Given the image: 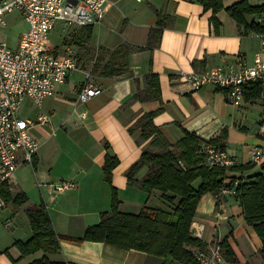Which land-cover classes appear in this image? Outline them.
I'll return each instance as SVG.
<instances>
[{
  "label": "crops",
  "instance_id": "0c3cea01",
  "mask_svg": "<svg viewBox=\"0 0 264 264\" xmlns=\"http://www.w3.org/2000/svg\"><path fill=\"white\" fill-rule=\"evenodd\" d=\"M239 1H246L250 6L264 4V0H221V9L214 14L216 27L211 21L212 10H205L197 0H144L142 3L109 0L103 22L91 25L89 40L78 46V52H73L77 71L56 85L54 94L45 99L55 97L59 104L55 108L39 109L34 117L36 120L38 114L50 115V123L51 115L57 112L54 130L47 137H33L30 130L34 126L29 128V135L40 148L32 163L22 164L8 183L10 191L24 192L27 201L18 208L7 202V207L0 211V264H29L43 255L63 264L163 263L160 257L138 250L69 239L82 238L87 228L99 223L100 214L110 210L111 187L116 190L120 212L137 213L142 207L168 209L161 205L160 192L148 194L129 185L125 175L149 143V140L141 142L139 131L129 132V128L143 112L159 107L156 103L131 101L136 80L148 72L157 75L161 97V110L154 116L153 124L168 143L177 142L184 132L194 133L203 144H212L210 141L216 139L212 145L224 148L241 165L250 162L253 148L264 149L257 131L264 119V88L257 97H244L237 107L226 102L223 89L205 85L193 91L184 79L191 72L227 68L239 55L251 63L260 51V35L244 30L225 10ZM254 19L245 16L248 23ZM152 27L161 28L158 45L127 57L131 75L128 72L114 77L99 74L97 62L102 61L101 57L102 62L108 60L107 51L126 43L147 46ZM83 31L84 27H73L67 33L74 32L79 37ZM89 77L101 93L83 106L78 102L77 105L78 93ZM260 82L264 86V81ZM251 87L252 84L245 89ZM55 134L60 137H53ZM106 153L118 160L111 171L110 185L102 169ZM61 164L64 166L59 167ZM262 165L264 151L259 163L242 174L252 175ZM26 170L28 180L24 177ZM145 171L146 167L141 168L137 177ZM67 180L75 183L73 189L61 192L53 189V185ZM198 183L197 180L193 184ZM39 203L45 205L55 234L62 237L60 252L37 251L20 257L14 242L26 241L31 236L25 209ZM7 220L11 222L9 227L4 226ZM194 221L205 225V240L214 231L216 238L226 239L230 245L233 257H227L222 247V264H264L261 241L244 222L234 195L221 196L217 203L215 194L205 193L197 203Z\"/></svg>",
  "mask_w": 264,
  "mask_h": 264
},
{
  "label": "trees",
  "instance_id": "16d2710c",
  "mask_svg": "<svg viewBox=\"0 0 264 264\" xmlns=\"http://www.w3.org/2000/svg\"><path fill=\"white\" fill-rule=\"evenodd\" d=\"M205 10H212V22L217 27L218 22L214 14L221 9V0H197ZM227 14L246 31L262 33L264 26L254 20L246 22L245 16L258 17L264 15V4L250 6L246 1H239L226 9ZM158 26V24H157ZM161 28L152 27L148 33V43L145 47L130 44H120L111 51H107V61L97 62L101 76L114 77L131 72L127 68V57L136 52L154 48L158 45ZM90 26L84 27L83 33L78 37L82 42L89 40ZM82 48V47H81ZM93 66L94 70L96 67ZM136 91L131 101L143 104L156 103L155 109H149L135 121L129 132L138 130L141 142L149 140L140 154L126 172L127 183L142 189L150 194L160 192L161 200L171 208L142 207L137 213H124L118 210L119 201L116 190L111 187V208L108 212L100 214L97 225L87 228L80 239L72 241H99L122 249H134L143 253L160 257L162 264H190L193 247L203 248L200 240L190 233V224L194 221L197 203L205 193L217 196L223 186H231L238 179L240 182L235 189L234 198L238 201L244 222L252 228L261 241L260 253L264 256V165L252 175H243L254 167V163L239 164L229 168L241 173V178L230 177L228 182L223 167H208L205 165L203 149L206 145L194 133L184 132L174 144L168 143L162 133L154 126L153 118L161 110L158 77L148 72L136 80ZM252 87L244 90V97H257L263 91V83L256 81ZM249 84V85H251ZM247 91V92H246ZM115 156L105 154L103 174L106 182L111 184V171L117 165ZM146 167L145 173L137 177L139 170ZM243 173V174H242ZM199 183L195 186V181ZM0 193L6 202L14 208L27 201V195L22 191H10L8 184L0 186ZM219 197L217 196V203ZM168 205V204H167ZM25 214L31 228V236L26 241H15L20 257L37 251L46 253H59V241L62 237L55 234L47 209L43 203L31 205L25 209ZM227 257H233V251L226 241H221ZM29 264H63L52 262L45 255L33 260Z\"/></svg>",
  "mask_w": 264,
  "mask_h": 264
},
{
  "label": "built area",
  "instance_id": "2783aa9c",
  "mask_svg": "<svg viewBox=\"0 0 264 264\" xmlns=\"http://www.w3.org/2000/svg\"><path fill=\"white\" fill-rule=\"evenodd\" d=\"M134 1L142 3L144 0ZM108 3L109 0H0V186L8 184L15 171L24 163L31 164L37 154L39 145L29 135V128L35 122L43 124L50 120L46 114H38L36 120L21 117L22 100L26 98L39 106L54 94L56 85L64 83L77 69L71 48L65 47L61 54L57 51L59 49L50 46L49 35L54 25L62 22L67 27L76 28L101 24ZM10 13H17L27 24L26 31L20 35L14 48L4 41L1 32V28L6 26L5 16ZM255 21L264 26V15L256 17ZM259 35L261 48L251 63L239 55L227 68L191 72L184 77L191 90L213 85L224 90L228 104L240 106L245 87L264 81V31ZM100 93L99 87L86 80L78 93L77 102L84 104ZM257 131L264 142V119ZM263 151V148H253L250 162L259 163ZM203 152L205 165L225 169V182L230 177H242L241 173L229 169L239 163L224 149L206 145ZM240 182L243 180L236 179L231 186L221 187L217 196L235 195ZM74 187L72 180L53 185V189L59 192ZM6 207L7 202L0 193V211ZM10 225L9 220L4 222L5 227ZM204 232V224L192 221L190 233L204 247L193 252L190 264H222L221 240L215 237L214 231L205 240Z\"/></svg>",
  "mask_w": 264,
  "mask_h": 264
},
{
  "label": "rangeland",
  "instance_id": "374dc122",
  "mask_svg": "<svg viewBox=\"0 0 264 264\" xmlns=\"http://www.w3.org/2000/svg\"><path fill=\"white\" fill-rule=\"evenodd\" d=\"M5 21H6V26L1 28L3 39L10 47L14 48L16 46L17 42H18V39H19L20 35L24 31H26L27 24L25 23L23 18L20 17L17 13H10V14L6 15L5 16ZM69 28L70 27L65 26L62 22H57L54 25V28L52 29V31L50 32V35H49L50 46L59 49L57 51L59 53H61V54L63 53V48H65V47L71 48L73 52H75V51L78 52L77 48H78V46L80 44V40L77 37V33H74V32H70V33L68 32L67 33V30ZM113 31L115 33H119L118 29H114ZM100 54L102 55L103 52H101ZM101 59L103 61L104 58L101 57ZM97 61H100V59L97 60ZM89 79L91 81H94L90 77H89ZM58 104L59 103L56 102L55 97L43 101L41 103V107L36 105V104H34V103H32L30 100L25 98V99L22 100V102L20 104L19 115L21 117H23V118H28V119L35 120L34 117L39 112V109L40 110L41 109L44 110V109H46V107L48 109L50 106L55 108V107H57ZM76 104L78 105L77 101H76ZM79 105H82V104H79ZM56 113L57 112H55V115H53V116L51 115V120L52 121L50 123L39 124V123L35 122L36 124L30 130L32 136L33 137H47L50 134V132L52 130H54V121L57 118ZM86 117H87V115H86ZM86 117L81 118V119H85ZM57 136L60 137L59 134H55V136H53V137H57ZM63 166L64 165L61 164L59 167H63ZM24 177H25L26 180H28L29 175H28V171L27 170L24 172ZM160 202H161V205L162 204L165 205L166 208H171L170 205H174V203H170V204L167 203L168 205L164 204L161 200H160ZM3 230H4V228H3ZM197 248L198 247H193V248H191L189 250H191L192 253H193Z\"/></svg>",
  "mask_w": 264,
  "mask_h": 264
}]
</instances>
